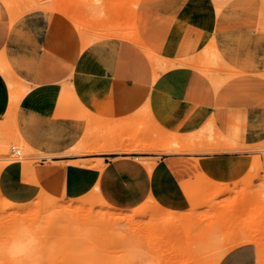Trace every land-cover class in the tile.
I'll list each match as a JSON object with an SVG mask.
<instances>
[{
  "label": "rangeland",
  "instance_id": "rangeland-1",
  "mask_svg": "<svg viewBox=\"0 0 264 264\" xmlns=\"http://www.w3.org/2000/svg\"><path fill=\"white\" fill-rule=\"evenodd\" d=\"M148 1L0 0V37L17 36L19 53L25 55L24 64L17 65L14 50L2 40L0 245L27 225L40 240L39 264H176L184 243L197 255V264H214L246 243L256 248L257 264H264V0H193L198 20L192 22L204 25V31L182 26L160 32L162 40L176 42L162 49L178 54L176 60L160 57V47L146 43L155 34ZM31 19L43 33L48 20L56 28L64 22L81 48L108 37L130 40L149 59L154 75L195 67L214 85L227 67L220 42L225 53L243 56L246 72L231 66L228 77L245 78L241 96L247 110L232 115L227 147L221 148L223 137L210 125L181 142L215 143L216 150L253 155L243 177L218 187L178 184L156 170L158 160L135 159L132 153L145 149L173 152L175 134L161 143V131L146 109L112 121L80 108L62 64L48 70L44 58H33L36 45L29 44L24 29ZM109 151L118 157H109ZM0 260L29 264L3 254Z\"/></svg>",
  "mask_w": 264,
  "mask_h": 264
},
{
  "label": "crops",
  "instance_id": "crops-1",
  "mask_svg": "<svg viewBox=\"0 0 264 264\" xmlns=\"http://www.w3.org/2000/svg\"><path fill=\"white\" fill-rule=\"evenodd\" d=\"M192 2L149 0L145 3L146 14L152 20L155 33L145 41L148 46L160 47V57L167 59L170 55L168 57L173 60L178 57V54L163 51L176 42L162 40L165 34L160 32L174 33L182 26L190 30L206 29L197 21L192 22L197 15ZM24 29L29 44L34 42L36 45L33 58L37 62H42L44 58L48 70L54 68L55 62L62 64L63 77H67L80 108L112 121L146 109L150 113V123L161 131V143L166 144L171 134H175L178 144L173 152L145 149L132 153L135 159L158 160L157 164L161 166L156 170L167 176L166 181L218 187L239 180L245 174L246 165L253 155L227 149L216 150L215 143L206 146L211 148L209 150L195 142L189 146L181 143L185 138L197 136L210 125L213 132L223 137L220 146L225 148L232 138V115L236 117L247 110L246 100L241 96L245 78L236 77L232 81L228 77L231 66L237 72H246L244 57L225 53L222 42L221 59L227 67L217 77L218 86H215L207 76L186 66L169 68L155 76L151 62L139 46L124 38H103L81 49V41L70 36V27L64 22L62 27L56 28L54 21L51 23L48 20L43 33L31 19ZM158 38L159 42H151ZM2 40L5 47L14 50L16 64H24L17 36L3 39L1 36L0 47ZM5 111L6 104L0 94V123ZM146 136L145 132L136 141H144ZM107 155L113 159L118 157L114 151H109ZM132 167L138 168L139 164H132ZM218 264H257L256 248L249 243L236 246L226 252Z\"/></svg>",
  "mask_w": 264,
  "mask_h": 264
},
{
  "label": "clouds",
  "instance_id": "clouds-1",
  "mask_svg": "<svg viewBox=\"0 0 264 264\" xmlns=\"http://www.w3.org/2000/svg\"><path fill=\"white\" fill-rule=\"evenodd\" d=\"M39 248L40 240L35 231L27 225H21L15 238L6 246L0 245V254L6 255L12 261L25 259L29 264H39ZM0 264H3L2 260Z\"/></svg>",
  "mask_w": 264,
  "mask_h": 264
},
{
  "label": "bare ground",
  "instance_id": "bare-ground-1",
  "mask_svg": "<svg viewBox=\"0 0 264 264\" xmlns=\"http://www.w3.org/2000/svg\"><path fill=\"white\" fill-rule=\"evenodd\" d=\"M83 35V33L81 34V36ZM263 43V42H262ZM88 42H86L85 44H83V46H82V48L81 49H85L87 46H88ZM213 44V43H212ZM258 51V50H257ZM214 53V52H213ZM25 56V55H24ZM23 56V57H24ZM217 56V55H216ZM213 57H214V55H213ZM37 58V57H36ZM26 59V58H25ZM175 59V58H174ZM179 59V58H178ZM215 59V58H214ZM154 60V59H153ZM169 61H171V60H169ZM217 62V61H216ZM153 63V62H152ZM170 63V62H169ZM173 63H175V62H173ZM206 63V62H205ZM30 64V63H29ZM158 64V63H157ZM176 64V63H175ZM192 64H194V63H192ZM197 65V64H196ZM193 68H195V67H193ZM129 70V69H128ZM196 70V69H195ZM198 70V69H197ZM166 71V70H165ZM199 71H201L200 69H199ZM206 71H204V73H205ZM208 72H210V71H208ZM162 73V72H161ZM212 73V72H211ZM210 73V74H211ZM3 75V74H2ZM204 75V74H203ZM156 76V75H155ZM153 77V78H156V77ZM212 77V76H211ZM214 77H217V76H214ZM213 77V78H214ZM211 79V80H214V81H212V82H215V79ZM157 79V78H156ZM217 80V79H216ZM143 81V80H142ZM154 81V80H153ZM214 85H216V82H215V84ZM13 139V138H12ZM173 141L174 140H172L171 141V143H173ZM8 145H9V143H8ZM8 149V148H7ZM19 149H20V147H19ZM119 149V148H118ZM22 151V150H21ZM87 151V150H86ZM23 152V151H22ZM166 220V219H165ZM171 220V219H170ZM114 225V224H113ZM112 225V226H113ZM106 226V225H105ZM116 226V225H115ZM114 227V226H113ZM108 229H110V228H108ZM252 240H253V238L251 237V239L249 240V242H252ZM196 251V250H195ZM176 255H178V261L176 262V264H197L198 263V261H199V259H197V255H195V252H193L192 251V249H190L189 248V246L186 244V243H184V244H182L181 246H179L178 247V249H177V251H176ZM216 260V259H215ZM218 262H219V260L217 259L215 262H214V264H218Z\"/></svg>",
  "mask_w": 264,
  "mask_h": 264
},
{
  "label": "built area",
  "instance_id": "built-area-1",
  "mask_svg": "<svg viewBox=\"0 0 264 264\" xmlns=\"http://www.w3.org/2000/svg\"><path fill=\"white\" fill-rule=\"evenodd\" d=\"M16 155H19V152H16Z\"/></svg>",
  "mask_w": 264,
  "mask_h": 264
}]
</instances>
